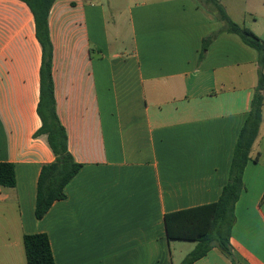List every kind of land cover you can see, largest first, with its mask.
<instances>
[{"label":"crops","instance_id":"crops-1","mask_svg":"<svg viewBox=\"0 0 264 264\" xmlns=\"http://www.w3.org/2000/svg\"><path fill=\"white\" fill-rule=\"evenodd\" d=\"M218 1L264 40V15L253 12L264 0H249L250 19ZM127 2L110 4L112 16L99 0H56L50 10L56 110L82 169L38 220L39 174L55 159L36 135L43 51L27 4L0 0V163L17 180L0 186V264H27L24 235L40 233L56 264H173L165 215L221 198L258 54L222 31L202 59L223 23L200 0ZM263 125L264 107L235 208L236 264H264V152L254 151ZM195 264L232 262L214 248Z\"/></svg>","mask_w":264,"mask_h":264},{"label":"trees","instance_id":"trees-1","mask_svg":"<svg viewBox=\"0 0 264 264\" xmlns=\"http://www.w3.org/2000/svg\"><path fill=\"white\" fill-rule=\"evenodd\" d=\"M31 9L36 26V39L42 47L43 57L40 69V102L37 107L42 127L36 135H45L53 150L54 161L45 164L39 174L35 215L42 220L54 202L64 200L66 186L82 169L69 152L68 137L56 110L54 92L53 57L54 48L50 37L49 13L56 0H19ZM210 8L223 23L220 31L203 41L204 58L210 44L223 31L240 37L247 47L258 54V85L245 124L239 133L230 168V179L224 187L220 200L199 207H192L165 215V228L169 242H194L196 247L181 264H195L210 250L217 248L232 264L235 263L232 229L236 224V203L245 190L243 182L245 169L252 156L262 124L264 107V40L244 25L233 22L218 0H200ZM257 160V159H256ZM16 169L9 162L0 163V186H16ZM24 251L27 264H56L51 241L47 234L24 235Z\"/></svg>","mask_w":264,"mask_h":264},{"label":"rangeland","instance_id":"rangeland-1","mask_svg":"<svg viewBox=\"0 0 264 264\" xmlns=\"http://www.w3.org/2000/svg\"><path fill=\"white\" fill-rule=\"evenodd\" d=\"M102 1V3L106 6V8L111 7L110 4L116 6L117 8H121L123 5H125V3H128L127 0H99ZM133 0H130V4H133ZM227 3V2H225ZM229 4V11H231V13H233V15L235 14L236 16H238V18H241L242 16L246 15L248 19L250 16V12H252L253 10L250 8V1L249 0H229L228 2ZM264 5H259V9L261 8L264 11ZM259 9H255L256 11H253L255 14H257V16H262L264 15L262 13H260L261 11H259ZM251 10V11H249ZM112 12L113 9L109 10L108 8V15L110 14L112 16ZM259 23H263V19L261 17H259ZM264 126V125H263ZM259 148V152L263 150L264 152V127L261 133V138L258 140V144L257 146H255L254 151L256 152V154L258 153V149ZM196 247V244H194V242H185V241H177L173 243V246L171 247V256H172V262L173 264H181L183 262V260L186 258V256L193 250V248Z\"/></svg>","mask_w":264,"mask_h":264}]
</instances>
